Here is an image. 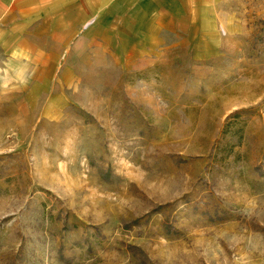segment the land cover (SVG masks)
Here are the masks:
<instances>
[{
	"label": "rangeland",
	"instance_id": "rangeland-1",
	"mask_svg": "<svg viewBox=\"0 0 264 264\" xmlns=\"http://www.w3.org/2000/svg\"><path fill=\"white\" fill-rule=\"evenodd\" d=\"M201 3L0 53V264H264V0Z\"/></svg>",
	"mask_w": 264,
	"mask_h": 264
},
{
	"label": "crops",
	"instance_id": "crops-1",
	"mask_svg": "<svg viewBox=\"0 0 264 264\" xmlns=\"http://www.w3.org/2000/svg\"><path fill=\"white\" fill-rule=\"evenodd\" d=\"M202 1L0 0V53L16 65L42 56L57 63V55L46 53L57 51L56 45L67 46L75 37L96 41L123 21L132 33L184 32L177 20L198 19Z\"/></svg>",
	"mask_w": 264,
	"mask_h": 264
}]
</instances>
